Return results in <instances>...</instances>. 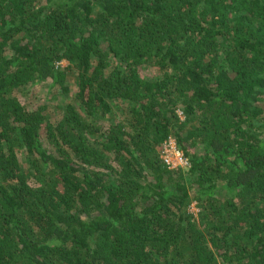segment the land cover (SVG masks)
Listing matches in <instances>:
<instances>
[{
    "label": "trees",
    "instance_id": "16d2710c",
    "mask_svg": "<svg viewBox=\"0 0 264 264\" xmlns=\"http://www.w3.org/2000/svg\"><path fill=\"white\" fill-rule=\"evenodd\" d=\"M0 264H264V0H0Z\"/></svg>",
    "mask_w": 264,
    "mask_h": 264
},
{
    "label": "built area",
    "instance_id": "2783aa9c",
    "mask_svg": "<svg viewBox=\"0 0 264 264\" xmlns=\"http://www.w3.org/2000/svg\"><path fill=\"white\" fill-rule=\"evenodd\" d=\"M162 158L169 168L172 169L189 168L191 166L190 160L184 155L183 151L177 147L173 137H169L164 142Z\"/></svg>",
    "mask_w": 264,
    "mask_h": 264
},
{
    "label": "rangeland",
    "instance_id": "374dc122",
    "mask_svg": "<svg viewBox=\"0 0 264 264\" xmlns=\"http://www.w3.org/2000/svg\"><path fill=\"white\" fill-rule=\"evenodd\" d=\"M59 64L65 66L67 64V61H62ZM189 210H190V212H193L195 214H197L199 212V208L196 205V202H194V203L191 204Z\"/></svg>",
    "mask_w": 264,
    "mask_h": 264
}]
</instances>
